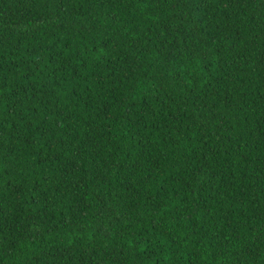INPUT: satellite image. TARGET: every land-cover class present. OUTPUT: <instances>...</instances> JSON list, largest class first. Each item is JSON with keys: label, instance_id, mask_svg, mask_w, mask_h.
<instances>
[{"label": "trees", "instance_id": "16d2710c", "mask_svg": "<svg viewBox=\"0 0 264 264\" xmlns=\"http://www.w3.org/2000/svg\"><path fill=\"white\" fill-rule=\"evenodd\" d=\"M0 264H264V0H0Z\"/></svg>", "mask_w": 264, "mask_h": 264}]
</instances>
